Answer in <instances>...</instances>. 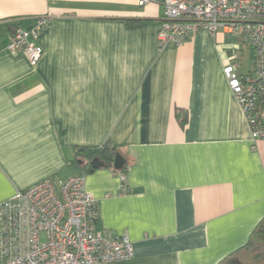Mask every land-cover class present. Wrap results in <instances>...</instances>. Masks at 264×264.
<instances>
[{
	"label": "crops",
	"instance_id": "crops-1",
	"mask_svg": "<svg viewBox=\"0 0 264 264\" xmlns=\"http://www.w3.org/2000/svg\"><path fill=\"white\" fill-rule=\"evenodd\" d=\"M43 15L34 68L6 45ZM162 16L136 0H0V203L79 175L75 149L110 144L128 161L129 191L109 168L86 174L85 188L96 230L133 243L117 264H218L264 218V141L224 74L229 62L249 73L254 53L206 29L161 49Z\"/></svg>",
	"mask_w": 264,
	"mask_h": 264
},
{
	"label": "built area",
	"instance_id": "built-area-1",
	"mask_svg": "<svg viewBox=\"0 0 264 264\" xmlns=\"http://www.w3.org/2000/svg\"><path fill=\"white\" fill-rule=\"evenodd\" d=\"M145 8H163L158 34L161 49L182 46L200 29L222 30L254 53L252 70L240 74L227 63L224 74L248 122L252 140L264 141V0H136ZM51 22L36 19L32 28L17 29L6 49L22 53L36 68L43 56L38 44ZM85 175L65 181L45 179L0 203V264H117L134 258L128 234L97 231L98 204L85 188ZM129 191L127 176L121 175Z\"/></svg>",
	"mask_w": 264,
	"mask_h": 264
},
{
	"label": "trees",
	"instance_id": "trees-1",
	"mask_svg": "<svg viewBox=\"0 0 264 264\" xmlns=\"http://www.w3.org/2000/svg\"><path fill=\"white\" fill-rule=\"evenodd\" d=\"M180 123L185 126L187 115L180 120ZM118 154L121 153L110 144L94 148L79 147L75 149L72 166L83 171L79 175L86 176V174L97 170L93 167V161L99 159L104 164L103 168L113 169L120 175L127 176L128 161L126 159V165L122 170L118 171L114 167ZM218 264H264V218L252 232L249 241Z\"/></svg>",
	"mask_w": 264,
	"mask_h": 264
},
{
	"label": "water",
	"instance_id": "water-1",
	"mask_svg": "<svg viewBox=\"0 0 264 264\" xmlns=\"http://www.w3.org/2000/svg\"><path fill=\"white\" fill-rule=\"evenodd\" d=\"M125 165H126L125 158L121 154H118L116 156L115 163H114L115 169L120 171V170H122L124 168ZM93 167L95 169H100V168L104 167V164L99 159H95L93 161Z\"/></svg>",
	"mask_w": 264,
	"mask_h": 264
},
{
	"label": "rangeland",
	"instance_id": "rangeland-1",
	"mask_svg": "<svg viewBox=\"0 0 264 264\" xmlns=\"http://www.w3.org/2000/svg\"><path fill=\"white\" fill-rule=\"evenodd\" d=\"M251 51H246L244 54L239 52V57H241V62L244 64V66H248L250 64V56H251Z\"/></svg>",
	"mask_w": 264,
	"mask_h": 264
}]
</instances>
